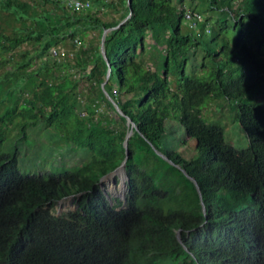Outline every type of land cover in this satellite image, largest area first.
I'll return each mask as SVG.
<instances>
[{
	"label": "trees",
	"instance_id": "1",
	"mask_svg": "<svg viewBox=\"0 0 264 264\" xmlns=\"http://www.w3.org/2000/svg\"><path fill=\"white\" fill-rule=\"evenodd\" d=\"M83 1L91 7L73 12L53 0H0V264H264V0H244L238 13L234 0H202L233 21L231 41L224 18L208 33L204 19L196 33L181 29L182 12L172 23L139 17L136 0L130 9L127 0ZM142 1L148 11L157 4ZM107 29L105 61L96 42ZM64 42L76 51L52 56ZM196 49L198 76L187 72ZM105 80L133 127L118 113L119 127L95 119L100 102L115 111ZM208 99L232 103L247 149L203 118ZM19 103L35 120L7 121ZM38 125L111 169L22 174L19 140ZM179 129L195 142L194 158L178 152ZM123 162L121 208L100 179ZM70 196L75 211L54 216Z\"/></svg>",
	"mask_w": 264,
	"mask_h": 264
},
{
	"label": "rangeland",
	"instance_id": "2",
	"mask_svg": "<svg viewBox=\"0 0 264 264\" xmlns=\"http://www.w3.org/2000/svg\"><path fill=\"white\" fill-rule=\"evenodd\" d=\"M108 2H117L118 0H107ZM157 4L154 9L147 10L146 5L142 0H136V10L137 15L141 18H149V19H166L170 20V22L174 23L181 11H191L200 13L204 19H208V25L211 27H215L216 19H225L227 21V32L228 37L233 36L232 23L224 12L214 11L207 13L204 10V7L201 5L202 0H156ZM166 4L172 6V9L168 11L162 12L160 10L161 7L166 6ZM245 2L244 0H234L232 4L233 11L238 13L240 10L244 9ZM197 10H194L196 9ZM114 15L113 17H115ZM181 29L186 31L187 28L184 24V21H181ZM196 33L200 32V29L195 31ZM93 33L89 34L88 38L92 37ZM211 34L206 35L203 34L205 39H210ZM147 43H152L151 40L147 39ZM96 44H100V42H96ZM100 46V45H99ZM66 52H75L76 47H72L69 42H64L59 46ZM203 53H201L198 49L194 50L190 54L187 72L189 75L199 74V68L201 66ZM74 72V70H71ZM194 72H196L194 74ZM81 92L82 94H87L89 92V86L86 83H81ZM95 91V90H94ZM224 102V101H219ZM262 109L264 110V101H259ZM226 106L222 104H218V101H214L212 99L206 100L205 104L200 108L203 118L207 121V123L211 125L221 126L224 130V140L226 143L231 145L236 150H245L248 147V142L246 139V135L239 125L238 121L235 119V110L233 108L232 103L224 102ZM82 107V106H81ZM84 115V112L81 113ZM36 118V110L32 108L28 103H19L11 109L6 116L8 122H25V121H33ZM95 119L102 121H112L115 122V127L120 126V122L118 119L117 112L111 111L104 103H99L98 107H96ZM38 125V128L27 130L25 137H22L19 142L21 144L18 145V168L22 174H33V175H44L47 173H61L65 170H76L77 167L81 168L83 172L94 173L97 169H111V165L109 163L104 162L101 159H97L90 155L84 149L72 148L69 144H67L59 134L52 128H41ZM30 129V128H28ZM16 131H18L16 129ZM178 132L181 133L180 142L184 140V144L179 147L178 152L182 154V156L188 160L190 158L195 157V142L193 140H189L183 137V133L179 129ZM15 135V134H13ZM4 147V151H8L7 145ZM14 143L11 142L10 146H13ZM116 170L111 171L107 175L103 176L101 180L102 190L105 192L106 199L110 205H113L115 200H120L123 202L124 206V197L126 194L125 181L126 177L123 173V179L118 174H114ZM77 198L79 197L76 196ZM65 199V200H64ZM62 201L60 200L50 209V212L54 216H61L62 214H68L75 211L74 205V197L64 198Z\"/></svg>",
	"mask_w": 264,
	"mask_h": 264
},
{
	"label": "built area",
	"instance_id": "3",
	"mask_svg": "<svg viewBox=\"0 0 264 264\" xmlns=\"http://www.w3.org/2000/svg\"><path fill=\"white\" fill-rule=\"evenodd\" d=\"M55 2H61L63 6H65L67 9L73 12H79V11H86L88 10L91 5L89 1H83V0H53ZM182 12V21H184V24L186 28L189 31H197L199 27L205 23L204 17L200 13L191 12V11H181ZM204 31L208 33L209 25L205 24ZM77 45H80L79 42H76ZM52 56H58L59 54H63L64 50L61 48H56L51 50Z\"/></svg>",
	"mask_w": 264,
	"mask_h": 264
},
{
	"label": "water",
	"instance_id": "4",
	"mask_svg": "<svg viewBox=\"0 0 264 264\" xmlns=\"http://www.w3.org/2000/svg\"><path fill=\"white\" fill-rule=\"evenodd\" d=\"M130 4H131V0H127V6H128L129 9H130ZM129 16H130V14L127 16V18H128ZM127 18H126V19H127ZM126 19H124L121 23H119L115 28H112V29H116V28H118L120 25H122V24L126 21ZM110 30H111V29H107V30L103 31L102 36H101V39H100V44H99V45H100V46H99V50H100L101 56H102V58H103L105 61H106V56H105V52H104V49H103V41H104L105 34H106L108 31H110ZM108 77H109V71H108V73H107V75H106V80L108 79ZM106 80L101 84V88H102V90H103V92H104L105 97H106V98L108 99V101L112 104V106L114 107L115 111H116L121 117L125 118L126 123H127V124H130L131 127H133V126H134L133 122H132L129 118H127V117L121 112V110L118 108L117 104H116V103H115V102L109 97L108 93L104 91V86H105V84H106ZM132 134H133V131L130 129V130L128 131L126 137H125L124 142H123V147H124V149H125L126 157L128 156V153H127V150H126L127 140L130 138V136H131ZM160 156L162 157V155H160ZM177 168L180 169L179 167H177ZM115 170H121L122 173H124V162H123L118 168H116ZM182 172H183V171H182ZM183 174H184L189 180H191L192 182H194L193 179L189 178L184 172H183ZM125 177H126V176H125ZM195 185H196V183H195ZM70 197H72V196H70ZM70 197H68V198H70ZM202 207H203V206H202ZM202 210H204V208H203Z\"/></svg>",
	"mask_w": 264,
	"mask_h": 264
},
{
	"label": "bare ground",
	"instance_id": "5",
	"mask_svg": "<svg viewBox=\"0 0 264 264\" xmlns=\"http://www.w3.org/2000/svg\"><path fill=\"white\" fill-rule=\"evenodd\" d=\"M114 174H118L120 177H122L121 179H123V173L121 170H116L115 172H113ZM65 200V199H64ZM62 201V200H61Z\"/></svg>",
	"mask_w": 264,
	"mask_h": 264
}]
</instances>
